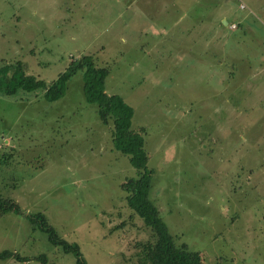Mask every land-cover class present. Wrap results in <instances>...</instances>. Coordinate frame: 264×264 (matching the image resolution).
<instances>
[{
	"label": "rangeland",
	"instance_id": "1",
	"mask_svg": "<svg viewBox=\"0 0 264 264\" xmlns=\"http://www.w3.org/2000/svg\"><path fill=\"white\" fill-rule=\"evenodd\" d=\"M147 2L0 0V67L18 60L50 81L91 55L142 128L149 197L175 241L205 264H264V0ZM42 92L0 91V196L19 206L0 214V250L20 257L0 264H40L38 253L74 264L36 211L87 264H148L150 230L121 185L135 170L84 99L81 71L58 98Z\"/></svg>",
	"mask_w": 264,
	"mask_h": 264
},
{
	"label": "trees",
	"instance_id": "2",
	"mask_svg": "<svg viewBox=\"0 0 264 264\" xmlns=\"http://www.w3.org/2000/svg\"><path fill=\"white\" fill-rule=\"evenodd\" d=\"M9 67L11 69L7 78L0 79V91L9 94L16 88L41 89L49 101L63 94L66 81L71 74L78 70L81 71L84 99L96 105L95 110L100 121L110 127L113 147L127 155L130 165L135 170V174L127 177L121 185L126 190V205L141 218L143 224L150 230V239L139 243L143 258L148 264H205L198 251L189 249L184 242L175 241L159 215L158 208L150 199V169L146 167L147 154L143 147L142 128L131 127V106L119 95L105 91L103 73L95 67L93 57L80 54L70 59L65 69L50 81H44L32 74L24 73L22 64L18 60L13 65H2L0 76L3 73L6 74ZM8 211L18 212V204L11 198L0 196V214ZM28 217L37 220L40 228L47 233L51 243L59 245L63 251L71 250L73 252L74 264H87L77 243L66 241L58 236L41 211L28 214ZM8 257L20 258L14 251L0 250V259ZM36 258L40 264H55L48 262L43 253H38Z\"/></svg>",
	"mask_w": 264,
	"mask_h": 264
},
{
	"label": "crops",
	"instance_id": "3",
	"mask_svg": "<svg viewBox=\"0 0 264 264\" xmlns=\"http://www.w3.org/2000/svg\"><path fill=\"white\" fill-rule=\"evenodd\" d=\"M156 1H157V0H148V2H147L145 5L148 6V7H150V8H153L152 6H153V3L155 2V8H158L157 5H156ZM239 2H241V1H239ZM242 3H243V2H242ZM245 6H246V5H245ZM239 8H240V7H239ZM244 8H245V7H244ZM222 16H223V15H222ZM223 17H225V16H223ZM226 17H227V16H226ZM226 17H225V18H226ZM226 19H227V18H226ZM206 21H208V20H206ZM228 22H229V21L226 20V24H227L228 27H229V24L232 23V20L229 22V24H228ZM188 23H189L192 27L196 24V23H195V24L193 25V21H191V22L189 21ZM226 24H224V25H226ZM208 25H209V24H208ZM200 28H201V30H204V31H205V29H206V27H205L204 24H202V26H200ZM230 28H235V27H230Z\"/></svg>",
	"mask_w": 264,
	"mask_h": 264
},
{
	"label": "built area",
	"instance_id": "4",
	"mask_svg": "<svg viewBox=\"0 0 264 264\" xmlns=\"http://www.w3.org/2000/svg\"><path fill=\"white\" fill-rule=\"evenodd\" d=\"M239 7H240V8H244V7H245V4L242 3V2H240V3H239ZM230 27H235V24H234L233 22L230 23Z\"/></svg>",
	"mask_w": 264,
	"mask_h": 264
},
{
	"label": "water",
	"instance_id": "5",
	"mask_svg": "<svg viewBox=\"0 0 264 264\" xmlns=\"http://www.w3.org/2000/svg\"><path fill=\"white\" fill-rule=\"evenodd\" d=\"M222 22H223L224 24H226V20H225V19H222Z\"/></svg>",
	"mask_w": 264,
	"mask_h": 264
}]
</instances>
